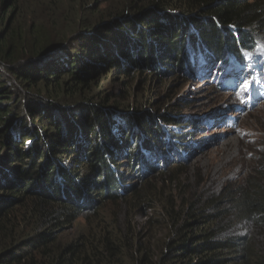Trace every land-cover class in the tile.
I'll return each instance as SVG.
<instances>
[{
	"label": "trees",
	"instance_id": "1",
	"mask_svg": "<svg viewBox=\"0 0 264 264\" xmlns=\"http://www.w3.org/2000/svg\"><path fill=\"white\" fill-rule=\"evenodd\" d=\"M213 70L264 96V0H0V264H264V146L245 185H152L213 121L153 84Z\"/></svg>",
	"mask_w": 264,
	"mask_h": 264
},
{
	"label": "rangeland",
	"instance_id": "2",
	"mask_svg": "<svg viewBox=\"0 0 264 264\" xmlns=\"http://www.w3.org/2000/svg\"><path fill=\"white\" fill-rule=\"evenodd\" d=\"M215 71L207 77L206 83L199 82L184 89H181L182 83L176 80L164 86L158 82L153 84L157 101L169 89L170 102L176 106L171 112L184 117H209L213 120L210 128L195 132V141L200 148L191 150V159L181 172L167 177H157L156 174L149 176L157 177L152 185L161 195L171 194L187 200L201 194L220 193L229 183L245 185L250 172L259 163L260 150L264 146V97H251L240 89L243 75L235 76L237 87L233 89L218 86V81L214 80ZM251 75H256V72L251 70ZM105 85L103 92L110 96L109 100L114 96L124 101V86L114 82ZM140 87V82L132 85L137 91ZM124 174L131 180V184H135L136 179H133L131 173ZM84 218L80 221L82 226L85 224ZM145 222L146 219L141 216L136 218L139 229L144 227ZM246 230L240 229L243 233ZM253 231L260 234L258 230ZM258 237L263 238L261 235Z\"/></svg>",
	"mask_w": 264,
	"mask_h": 264
}]
</instances>
